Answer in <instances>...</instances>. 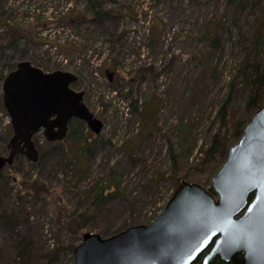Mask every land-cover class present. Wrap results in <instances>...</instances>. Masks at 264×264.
<instances>
[{
  "label": "rangeland",
  "instance_id": "obj_1",
  "mask_svg": "<svg viewBox=\"0 0 264 264\" xmlns=\"http://www.w3.org/2000/svg\"><path fill=\"white\" fill-rule=\"evenodd\" d=\"M263 19L264 0H0V76L5 61L70 71L104 123L99 135L83 123L88 142L40 133L38 163L20 156L0 171V264H73L84 233L150 223L182 180L209 188L256 112L245 77L264 71Z\"/></svg>",
  "mask_w": 264,
  "mask_h": 264
},
{
  "label": "water",
  "instance_id": "obj_2",
  "mask_svg": "<svg viewBox=\"0 0 264 264\" xmlns=\"http://www.w3.org/2000/svg\"><path fill=\"white\" fill-rule=\"evenodd\" d=\"M77 81L74 73L45 72L29 61L8 74L3 104L13 135L9 155H0V171L18 156L38 162L33 138L41 130L48 142H62L77 119L93 133L102 132L104 123L85 104V92L72 88ZM210 188L216 195L183 180L149 225L110 237L84 233L73 264H192L200 257L202 264L218 258L230 264H264V104L230 148Z\"/></svg>",
  "mask_w": 264,
  "mask_h": 264
},
{
  "label": "trees",
  "instance_id": "obj_3",
  "mask_svg": "<svg viewBox=\"0 0 264 264\" xmlns=\"http://www.w3.org/2000/svg\"><path fill=\"white\" fill-rule=\"evenodd\" d=\"M230 4H233V5L236 4L237 5V0H230ZM257 24H258L257 27H256V30H257V32H256L257 42L259 44L260 43L262 44V42H263V44H264V19H263V21H261L260 23L258 22ZM213 27H214V29L211 31V33H214L215 29L218 28V24L213 25ZM209 28H210V26H209ZM9 30L10 29H8V27H7L6 32H8ZM209 32H210V30H209ZM15 65L14 64H11L10 61H5L2 64L3 74L0 76V79L3 80L5 78V74H6L4 72L7 69H9L8 72H11L15 68ZM34 65H36V64H34ZM245 81L247 82V84L253 86V89L251 91V95H250L249 100H248V107L253 108L254 109V112H255L264 103V96L262 94V89L264 88V71H261V69L259 68V66H255V69L253 70V72L251 74H249V75H246ZM149 112H150V110H147V114H149ZM83 123L84 122H82V121L73 120L71 122V124H70L69 137L71 135L72 136L73 135L79 136V138H84L85 141L88 142V140L83 136V133H82L83 132V130H82ZM9 136H10V134H8L6 136V138L4 139V148H5V143L8 142ZM219 140H220L219 136L214 137V141H213L212 145L210 146L209 150L207 151V153L209 152L208 154H213V152L215 151V149H217L222 144L221 141H219ZM73 155L78 156L77 155V151ZM108 189H109V187H105V186H101V187L97 188V190H96L97 192H96V196H95L96 199H94V202L97 203L98 199L100 200V199H103V198L109 196V193L107 191ZM252 197H253V194H251V198ZM135 225H137V224H135ZM127 227H130V226L128 225L125 228H127ZM125 228H123V229H125ZM123 229L118 230V232L122 231ZM114 233H117V232H112V233H109V234L108 233H105L103 235H104V237H106V236H109V235L114 234ZM76 245L77 244H74V245H72L70 247V250H71L70 251V254H71L72 262L74 261L73 252H74V249H75ZM21 252H19L18 259H17V261L19 263H23L24 262V261L23 262L21 261L22 256H23V253H21ZM52 254L53 253H50V254H47L46 253V254H44V257H46V259L49 258L47 261H50L51 259H54V258H52ZM23 260H25V259H23ZM192 264H202L201 257L198 258ZM210 264H230V263H228V262H226V261L218 258L215 261L211 262Z\"/></svg>",
  "mask_w": 264,
  "mask_h": 264
},
{
  "label": "flooded vegetation",
  "instance_id": "obj_4",
  "mask_svg": "<svg viewBox=\"0 0 264 264\" xmlns=\"http://www.w3.org/2000/svg\"><path fill=\"white\" fill-rule=\"evenodd\" d=\"M201 259H202V257H201Z\"/></svg>",
  "mask_w": 264,
  "mask_h": 264
}]
</instances>
